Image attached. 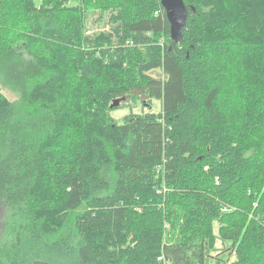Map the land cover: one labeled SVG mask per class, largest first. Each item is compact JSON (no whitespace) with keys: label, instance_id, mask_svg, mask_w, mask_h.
Here are the masks:
<instances>
[{"label":"trees","instance_id":"16d2710c","mask_svg":"<svg viewBox=\"0 0 264 264\" xmlns=\"http://www.w3.org/2000/svg\"><path fill=\"white\" fill-rule=\"evenodd\" d=\"M183 1L174 42L160 0H0V87L19 94L0 88V264H264V186L239 194L264 140V73L258 90L239 73L264 0ZM90 10L113 13L110 33H85ZM234 58L244 83L223 94ZM124 96L161 110L118 123Z\"/></svg>","mask_w":264,"mask_h":264},{"label":"rangeland","instance_id":"374dc122","mask_svg":"<svg viewBox=\"0 0 264 264\" xmlns=\"http://www.w3.org/2000/svg\"><path fill=\"white\" fill-rule=\"evenodd\" d=\"M13 1V0H12ZM118 1L119 3H124L126 1H128V5H127V8L128 9H132L134 6H136V4H138V2H141L142 0H116ZM251 1V4L254 6V5H257L255 4V0H249V2ZM253 1V2H252ZM224 7V8H227V5L225 4V2L223 0H221L219 2V7ZM246 8V7H244ZM117 12V11H116ZM115 12V13H116ZM238 12V11H237ZM237 12L235 14H237ZM244 17H246V19L248 18V16L244 13H242ZM70 15H73V13H70ZM110 16H113V13H110L109 11H101V10H96V11H92L90 10L88 12V15H87V20H86V27H85V33L89 36H92L94 37V35L96 34H99V33H110L111 30H112V22L113 20L110 18ZM259 16H261V14L259 12H254V17L253 19H258ZM11 17L13 18L14 15L11 14ZM6 20H10L9 17H5V21ZM4 21V22H5ZM4 22L2 24H0V31L3 30V32H7V29L4 25ZM9 21L6 23L8 24ZM5 27V28H4ZM22 31H28L29 28L25 27V25L22 26L21 28ZM256 33H254L253 35L254 36H262L261 34V30H257L255 31ZM249 47V46H248ZM259 50H261V54L257 55H252V58H249V56H247V61L249 62V70H248V67L246 69H242L239 71L240 72H243V74H245L246 76L248 74H251L253 75V77H257V84L258 86L255 84L252 88V90H258V89H261L259 87V80H258V75L260 73H264V58L262 56V50L264 49V46L262 44L259 45V47H257ZM235 61H233V59H228L226 62H228L227 65L224 66L225 68V71H224V78H223V81H229L230 82V87L231 89L229 88H224L223 89V94L225 93H229V95L232 94L233 90L235 91L234 89V84L236 85V83L241 82L244 83V77H237V74H236V70L238 68H242L244 64H241L239 61H237L235 58H234ZM254 66V67H253ZM154 76L156 77H159V78H163L164 77V73L160 70H156L154 72H151ZM238 80V81H237ZM87 87H92L91 85L87 86ZM2 90V92L4 93V95L11 101H17L19 99V94L15 91V90H12V89H9L7 88L6 86H3V87H0ZM246 89V88H245ZM245 89L244 87L237 93V95L239 96H242L244 97L245 94ZM249 89V88H248ZM251 89V88H250ZM223 99H226L227 97V94L225 96H221ZM230 97V96H229ZM258 101V100H256ZM150 103H148V101H146L145 103L141 100H134V99H131V97L129 96H124L122 99H120V103L118 106H116V108H112V111L110 112L113 120H115L116 122L118 123H123L125 117L127 115H135V114H140V113H143V112H146V111H155V112H160L161 110V102L157 99H152L151 101L149 100ZM247 103V101H246ZM87 112V111H86ZM75 114V111L74 113L71 115V114H68V119H67V124H66V127L67 129L69 130L68 131V134H64V142H67L69 139H71L73 137V134H70L71 130L73 129L72 126L73 124H75V117L76 115ZM227 126V128H226ZM225 126V129L228 130V125ZM221 127V125H220ZM231 127V126H230ZM224 128V127H222ZM230 132L232 134H236V135H240L241 132H239V130H234L232 129V127L230 128ZM256 138V137H255ZM241 142H243L245 144V146L247 145H251L249 141H242L240 140ZM255 144H258V153H256V159L252 160V157H247V159L249 160V162H251L253 165H252V168L254 169V171H252V175L250 178V181H248V178H246L244 181H243V185L242 186H239V194H244L245 192L248 191L249 187L252 185H255L256 186V189L258 188L260 190V188H262V185L264 186L263 184V179H264V175L262 174V177L261 175L257 173H254L255 171H257V169L259 170H262L264 172V140L263 142L261 143L260 141H255L253 142ZM248 149H251L248 147ZM247 156V155H246ZM248 181V182H246ZM247 188V191H245ZM258 191V190H257ZM256 191V192H257ZM262 192H264V189L262 190ZM240 218H238L239 220ZM237 219H233L231 220V226L238 222ZM222 226V225H221ZM221 226L219 224V222H215L214 223V226H213V233L214 234H220V229H221ZM204 227L199 225V224H195L194 225V229L193 230H190L188 233L192 232V235H195L196 236V233L197 232H201L203 231ZM182 233L183 234H187L186 232H184L182 230ZM187 236H189V234H187ZM229 243H222L221 240H219V238H217L216 240V246L218 249L220 248H225L227 246H229ZM212 254L215 256L216 254H218L217 252H213L211 251ZM216 261L217 260H211L210 261V264H216Z\"/></svg>","mask_w":264,"mask_h":264},{"label":"water","instance_id":"95a60500","mask_svg":"<svg viewBox=\"0 0 264 264\" xmlns=\"http://www.w3.org/2000/svg\"><path fill=\"white\" fill-rule=\"evenodd\" d=\"M170 23V36L174 42L182 39V31L186 25L188 9L183 0H160ZM120 100H114L112 108L118 106Z\"/></svg>","mask_w":264,"mask_h":264}]
</instances>
